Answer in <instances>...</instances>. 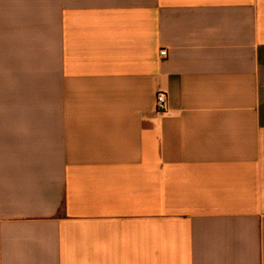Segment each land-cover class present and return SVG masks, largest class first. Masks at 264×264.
Listing matches in <instances>:
<instances>
[{"label":"crops","instance_id":"obj_1","mask_svg":"<svg viewBox=\"0 0 264 264\" xmlns=\"http://www.w3.org/2000/svg\"><path fill=\"white\" fill-rule=\"evenodd\" d=\"M0 264H264V0H0Z\"/></svg>","mask_w":264,"mask_h":264},{"label":"built area","instance_id":"obj_2","mask_svg":"<svg viewBox=\"0 0 264 264\" xmlns=\"http://www.w3.org/2000/svg\"><path fill=\"white\" fill-rule=\"evenodd\" d=\"M165 53L162 51L160 52V56H164ZM163 102H164V99H163V96L162 94L158 93L156 95V99H155V108H156V111H161L162 108H163Z\"/></svg>","mask_w":264,"mask_h":264}]
</instances>
